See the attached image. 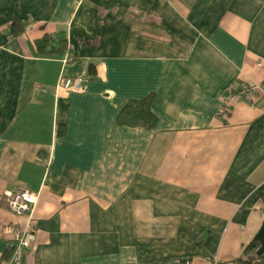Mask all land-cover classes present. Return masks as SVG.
I'll use <instances>...</instances> for the list:
<instances>
[{
  "label": "crops",
  "instance_id": "obj_1",
  "mask_svg": "<svg viewBox=\"0 0 264 264\" xmlns=\"http://www.w3.org/2000/svg\"><path fill=\"white\" fill-rule=\"evenodd\" d=\"M263 63L264 0H0V263L27 188L26 264H235L264 219V91L231 87ZM149 94L153 128L118 122Z\"/></svg>",
  "mask_w": 264,
  "mask_h": 264
},
{
  "label": "built area",
  "instance_id": "obj_2",
  "mask_svg": "<svg viewBox=\"0 0 264 264\" xmlns=\"http://www.w3.org/2000/svg\"><path fill=\"white\" fill-rule=\"evenodd\" d=\"M73 58L70 52H65L61 58L63 63H67ZM264 67V63H263ZM88 74L85 71L77 72L75 77L61 76L59 87L85 91L87 88ZM232 93L247 101L255 99L259 91H264V83L249 84L235 82L231 87ZM39 193L27 188H20L8 195V207L11 211L19 215L27 216L25 225H17L13 229V245L10 248L9 257L0 264H26V255L36 239L35 231L32 227V213L38 201ZM173 264H191L189 259H175ZM252 264H264V253L257 262Z\"/></svg>",
  "mask_w": 264,
  "mask_h": 264
},
{
  "label": "trees",
  "instance_id": "obj_3",
  "mask_svg": "<svg viewBox=\"0 0 264 264\" xmlns=\"http://www.w3.org/2000/svg\"><path fill=\"white\" fill-rule=\"evenodd\" d=\"M14 33L19 34L24 30V27L15 22ZM37 49L40 53L64 54L67 51V39L65 37L56 38L53 34H45L43 37L36 40ZM91 74H94V69L91 68ZM155 95L149 94L143 98L130 99L121 109L118 114V122L125 125H141L145 128H153L157 122V116L153 111V100ZM61 126L60 134L63 132ZM260 247V242L253 239L246 245H243L241 255L234 260L235 264H252L258 261L262 255H258L257 251Z\"/></svg>",
  "mask_w": 264,
  "mask_h": 264
},
{
  "label": "water",
  "instance_id": "obj_4",
  "mask_svg": "<svg viewBox=\"0 0 264 264\" xmlns=\"http://www.w3.org/2000/svg\"><path fill=\"white\" fill-rule=\"evenodd\" d=\"M254 238L260 242V247L257 251V254L262 255L264 253V219H263V222L261 224V227L257 231Z\"/></svg>",
  "mask_w": 264,
  "mask_h": 264
},
{
  "label": "rangeland",
  "instance_id": "obj_5",
  "mask_svg": "<svg viewBox=\"0 0 264 264\" xmlns=\"http://www.w3.org/2000/svg\"><path fill=\"white\" fill-rule=\"evenodd\" d=\"M264 206V205H263ZM264 209V208H263ZM261 227V226H260ZM259 227V228H260ZM256 230H259V229H251V231H252V236H251V238L253 239L254 237H255V235H256V233H257V231ZM252 239H250V241L252 240ZM250 241H248V243L250 242ZM247 243V244H248Z\"/></svg>",
  "mask_w": 264,
  "mask_h": 264
},
{
  "label": "bare ground",
  "instance_id": "obj_6",
  "mask_svg": "<svg viewBox=\"0 0 264 264\" xmlns=\"http://www.w3.org/2000/svg\"><path fill=\"white\" fill-rule=\"evenodd\" d=\"M67 52V51H66ZM63 75V74H62ZM66 77V76H65Z\"/></svg>",
  "mask_w": 264,
  "mask_h": 264
}]
</instances>
